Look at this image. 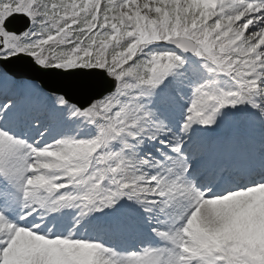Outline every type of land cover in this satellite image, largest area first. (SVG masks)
Returning a JSON list of instances; mask_svg holds the SVG:
<instances>
[{
	"label": "snow or ice",
	"instance_id": "obj_1",
	"mask_svg": "<svg viewBox=\"0 0 264 264\" xmlns=\"http://www.w3.org/2000/svg\"><path fill=\"white\" fill-rule=\"evenodd\" d=\"M0 264H264V0H0Z\"/></svg>",
	"mask_w": 264,
	"mask_h": 264
},
{
	"label": "water",
	"instance_id": "obj_2",
	"mask_svg": "<svg viewBox=\"0 0 264 264\" xmlns=\"http://www.w3.org/2000/svg\"><path fill=\"white\" fill-rule=\"evenodd\" d=\"M96 97H98V96L96 95Z\"/></svg>",
	"mask_w": 264,
	"mask_h": 264
}]
</instances>
